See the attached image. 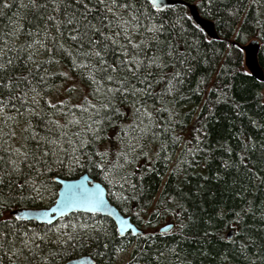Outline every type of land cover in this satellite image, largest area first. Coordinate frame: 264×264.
<instances>
[{
	"label": "snow or ice",
	"instance_id": "obj_1",
	"mask_svg": "<svg viewBox=\"0 0 264 264\" xmlns=\"http://www.w3.org/2000/svg\"><path fill=\"white\" fill-rule=\"evenodd\" d=\"M148 2L153 8L160 7L158 0ZM14 7L17 11L9 17L11 27L5 26L4 38L0 40V153H3L0 154V253L12 264H55L61 253L67 251L65 245L81 240V236L63 232L60 228L52 235H49L51 230L38 235L26 226L21 227L20 218L8 212L18 200L33 198V194L43 198L44 185L37 186L33 174L40 176L41 170H51L57 164L69 168L89 165L101 169L109 183L117 181L122 188L130 186L134 193L131 198L142 197V185L153 169L149 167L139 177L141 184L137 185L130 182L124 167L138 157L151 161L161 156L167 150L170 135L171 143L180 142V137L175 134V109L181 99L188 98L186 85H189V93H211L216 95L217 103L221 98L228 100L234 111L239 105L228 97L230 85L227 79L220 78L226 70L221 65L216 76H211L208 68L216 63L217 57L215 54L210 57L202 50V42L189 36L182 17L172 19L146 14L143 0H21L18 5L15 0H4L0 3V15H6ZM204 7L214 15L216 0H207ZM241 7L238 5L228 12L231 26L239 18ZM25 22L30 31L25 30ZM66 61L69 70L62 71L59 66ZM201 72L205 75L200 76ZM60 77L63 80L58 85L56 80ZM195 77H198L196 88H191ZM70 80L73 83L66 89L69 93L76 90L77 83L90 89L82 105H73V108L79 107V118L64 101L57 105L45 98L50 90L59 89ZM125 106L131 109V122L120 128L117 144L113 145L109 136L104 150L94 154L100 161L88 152L77 153V149H73L72 155L63 151V159L53 151L59 139L56 134L67 136L65 130L73 126L83 125V130L90 133L87 139L80 138L79 132L73 133L80 149L86 144L95 145L97 141L103 144L106 128L114 126L116 121L123 123L129 119ZM162 113L168 114L163 124L160 123ZM57 114L63 115L64 124L55 119ZM250 123L264 129V124H257L255 120ZM17 127L23 133L18 142ZM41 127L43 134L39 131ZM202 130L197 129V132ZM8 141H14L18 146L12 147ZM202 144L203 139H200L195 151L204 155V163L216 173L213 178L234 195L243 198V193L255 182L264 184V140L257 142L243 132L239 133V152L230 145L221 144L220 149L228 157L220 159L214 169L211 165L217 161L215 150L209 146L205 151ZM154 145L159 146L158 151ZM113 150L121 163L105 160ZM191 152L186 142L182 156ZM184 163L187 161L181 160V168ZM181 168H173L172 172L179 177ZM208 179L204 177L205 181ZM206 190V183L200 184L195 194L191 190L187 194L180 190L177 196L168 194L167 188L161 187L153 213L171 211L179 216L180 211H187L184 203L188 199L203 198ZM97 193L98 189H85L78 193V198L84 203L100 204L102 201ZM170 201L174 208L170 207ZM249 214L256 216L251 203L234 213L232 231L235 238L218 237L229 240L231 248L216 253V264H230L235 254H239L245 264H257V261L264 264V233L257 234L246 227L245 217ZM224 217L225 209L221 206L215 216L205 219L193 212L181 217L173 227L181 236L187 235L186 229L198 228L203 243L197 251L207 257L205 247L210 246L216 235L213 226L217 218L222 221ZM258 218L264 223V208L259 210ZM201 224L206 226L199 228ZM76 227L72 225L74 230ZM80 227L81 231L88 230L84 231L85 239L97 243L106 241L110 235L99 227ZM148 239L146 236L145 240ZM103 246L107 248L108 244L105 242ZM123 251V248L116 250L118 253ZM169 254L178 256L175 248H157L154 253L148 249L145 264H167ZM184 264L191 262L185 257Z\"/></svg>",
	"mask_w": 264,
	"mask_h": 264
},
{
	"label": "trees",
	"instance_id": "obj_2",
	"mask_svg": "<svg viewBox=\"0 0 264 264\" xmlns=\"http://www.w3.org/2000/svg\"><path fill=\"white\" fill-rule=\"evenodd\" d=\"M185 2L194 4L198 10L199 15L202 18L212 21L218 39L214 40L209 38L205 32L200 29L193 20L190 18L188 8L183 5H174L167 7L163 10H154L151 4L147 0H143V11L148 14L160 15L167 18L175 19L182 17V23L184 30L189 36L197 37L203 44V51H207L209 56L212 57L215 54L216 63L208 68V72L212 77L216 76L217 71L220 70L221 65L226 70L225 75L221 76V79H227L230 85L228 97L230 101L239 105V109L234 111L233 104L228 100L221 98L219 103L216 102V95L211 93L197 95L194 92L189 93L188 87L185 86V92L187 93V99H181L176 107V123L175 134L180 137L178 144L171 143V135L167 142V150L159 157L149 161L143 157H138L130 165H125L124 170L129 173V179L131 183L137 185L141 184L139 177L151 167L153 171L149 173L145 182L143 183V196L138 198H131L134 193L130 186H120V182L114 181L109 183L105 178V173L99 168L90 167L85 165L83 167L54 165L51 170H41L42 174L36 176L33 174V179L36 180L37 186L41 183L44 185L42 191L50 189L53 190L57 186L52 182L54 176L62 178L72 179L78 177L82 173H87L91 178L100 182L107 191V197L109 201L114 204L120 212L124 215L130 216L131 221L144 231V235L127 234L124 237H119L116 229L111 221L107 218L99 215H90L83 213H75L61 220H58L52 225H43L35 222L19 221L21 227H27L32 229L33 232L38 235L44 234V232L52 230L60 222H66L68 220H80L87 225L91 224L93 227H99L103 232L109 235L106 241L97 243L84 238V232L80 234L81 240L74 241L69 245H65L67 251L61 253V257L55 260V264H63L66 260L77 257L80 255H90L95 259V264H116L117 249L123 248L125 251H129L126 264H145V252L148 249L163 250L165 247L175 248L178 252L177 255H168L167 264H184V258L191 264H216V253L227 252L231 248L229 240H220L218 237L227 236L228 231L232 230V220L234 213L240 211L251 203L255 210L256 216L251 214L245 217L247 222L246 227L254 233H264V223L259 220V210L264 208V184L255 182L247 192L241 196L234 195L232 191L227 190L226 186L222 183H218L213 177L216 175L214 171L210 170V167L204 163V155L195 151V147L200 139H203L201 147L206 151L209 146L215 150L217 161L213 162L211 169H214L217 162L222 158H227L228 154L220 149L221 144L230 145L233 149L239 152L237 148V136L243 132L244 135L250 137L252 140L261 141L264 140V129L258 128L250 123V120H255L257 124H264V100L262 92L264 91V82L256 80L252 77L243 66V54L238 45H244L256 39L259 42V51L257 55L258 64L262 69L264 75V0L259 2H253V0H216L215 14L206 11L204 5L207 0H183ZM4 0H0L3 3ZM21 0H15L18 5ZM242 5L239 12V18L235 19L234 26L230 24V18L228 12L238 6ZM17 9L14 7L7 12L6 15H0V40H3V31L6 30L5 26H9V17H13ZM25 30L30 31L31 28L27 26L25 22ZM239 33V34H237ZM235 42L236 45L233 44ZM62 71L69 70V62H63L60 66ZM207 68V65H202ZM205 75L204 72L200 73V76ZM190 85L191 88H196L195 79ZM63 77L56 80V83L61 84ZM66 82H64L65 84ZM63 84V85H64ZM85 86V85H84ZM87 88V86H85ZM61 88V87H60ZM59 88V89H60ZM59 89H52L49 91L47 97H45L52 104L60 105L59 102H52L53 95ZM89 93L90 89L87 88ZM87 93V95H88ZM69 108L73 109V112H78L79 107L73 108L70 104L64 101ZM128 120L116 121L114 126L106 128V136L103 144L99 141L95 145H85L83 149L79 148L76 137L73 136L74 132H79L80 138L87 139L90 133L83 130V125L80 127H69L65 131L67 136L56 134L59 136L58 144L53 148V151L60 155L63 159V151H67L69 155L73 154V149H77V153L80 151L88 152L93 155V158L100 161L98 156L94 154L97 151H103L104 146L109 143L108 137H111L112 144H117L119 140L120 128L131 122V109L125 106ZM242 113V115H241ZM94 115V114H93ZM167 113L160 115V123L165 122ZM87 120V115H85ZM61 124L65 123V119L62 114H57L55 117ZM2 126V125H0ZM203 129L199 133L197 129ZM40 133H44V129H39ZM17 136L16 141H20L23 133L20 128H16ZM207 133V135H205ZM54 136L53 138H56ZM7 139V138H6ZM243 139V137H240ZM68 141H72L68 143ZM187 146L192 149L191 153H185L182 156V149ZM12 147L18 146L14 141H8ZM155 150H159L158 145H154ZM3 154V153H0ZM167 156L169 159H164ZM83 159V157H81ZM105 160H112L116 163H121L115 156L114 150L105 158ZM181 160L187 161L181 168ZM104 163V162H101ZM255 163V161H253ZM173 168H181V174L179 177L172 172ZM186 170V171H185ZM171 173V174H170ZM204 177H209L207 181ZM167 181V185H165ZM207 185L203 198L196 196L195 199H188L184 203V207L187 210L180 211L179 216L175 212H168L163 214H154L153 205L155 204L156 196L160 194L161 187H166L167 192L170 195H177L180 190H183L186 194L189 190L193 194L196 193V187L200 184ZM214 194V195H210ZM38 196L33 194V198L21 199L13 203L8 212L10 213L14 209L21 207H40L37 203ZM151 201V203H149ZM183 202V201H180ZM170 203V207H175ZM224 207L225 217L222 221L218 218L213 226V231L216 235L212 238L210 246L205 247V251H208L207 257L199 255L197 249L203 243L201 234H198V228L186 229V236H181L175 227L168 233H159L158 227L165 224L176 225L181 217L189 215L195 212L199 216H203L207 219L208 216H215V212L219 207ZM146 209V210H142ZM206 225L201 224L199 228H203ZM86 231V230H84ZM50 233V232H49ZM77 233V232H75ZM78 234V233H77ZM149 237L145 240V237ZM232 238H235L233 233ZM108 244V247L103 246L104 243ZM239 244V240H237ZM255 251V249H253ZM134 253V254H133ZM0 264H12V262L0 253ZM230 264H245L242 257L239 254H235ZM260 264V261H257Z\"/></svg>",
	"mask_w": 264,
	"mask_h": 264
},
{
	"label": "water",
	"instance_id": "obj_3",
	"mask_svg": "<svg viewBox=\"0 0 264 264\" xmlns=\"http://www.w3.org/2000/svg\"><path fill=\"white\" fill-rule=\"evenodd\" d=\"M158 2L160 5L158 9L152 7L157 11L174 5H183L187 7L190 18L193 20L195 25L202 29L209 38L214 40L218 39V35L216 34L212 21L202 18L194 4L183 0H158ZM238 47L243 53L246 71L249 72L256 80L264 82V75L257 60L259 51L258 40L252 39L244 45H238ZM52 181L58 188L56 192L57 196L50 207H21L14 209L10 213H12L14 217L18 216L20 218L19 221L35 222L48 226L75 213L99 215L107 218L113 223L119 237H124L127 234H131L132 236L144 235V231L131 221L130 216L124 215L109 201L104 185L91 178L87 173H82L78 177L72 179L54 176ZM85 189H98L97 194L102 203L92 204L81 202L78 198V193L84 191ZM172 228L173 224H165L158 227L157 230L159 233H168L170 232L169 229L172 230ZM232 236L233 231H228L226 237L231 239ZM95 262V259H93L90 255H82L69 259L63 264H95Z\"/></svg>",
	"mask_w": 264,
	"mask_h": 264
},
{
	"label": "rangeland",
	"instance_id": "obj_4",
	"mask_svg": "<svg viewBox=\"0 0 264 264\" xmlns=\"http://www.w3.org/2000/svg\"><path fill=\"white\" fill-rule=\"evenodd\" d=\"M73 81H67L63 87H61L52 97V102H61V101H66L68 104H70L71 106L73 105H76V106H80L82 105L83 101H84V98L87 96V88L84 86V85H81L79 83H77V88L75 91L69 93L66 91V89L68 87H70L72 85ZM262 95H263V100H264V91L262 92ZM79 111L78 112H73L74 115L77 116V118H79V115H78ZM14 114V112L12 113ZM84 119L86 120V118L84 117ZM11 123V122H9ZM6 139V138H5ZM57 187L54 188L53 190H50V189H47V190H44L42 191V196L43 198L41 199L39 196H38V199H37V203L40 207H35V208H48L50 207L57 194ZM67 226V227H62V226ZM72 225H76V229L74 230L72 228ZM82 225H86L85 223L81 222L80 220H68L66 222H59L54 229H52L49 233V235H52L53 233H55L56 229L60 228L63 232H67V233H73V232H77L79 235L82 234V232L84 231H81V227ZM87 225H91V224H88ZM86 231H88L87 229H85ZM129 251H123L122 253H118L117 256H116V264H126V261L128 259V254H129Z\"/></svg>",
	"mask_w": 264,
	"mask_h": 264
},
{
	"label": "bare ground",
	"instance_id": "obj_5",
	"mask_svg": "<svg viewBox=\"0 0 264 264\" xmlns=\"http://www.w3.org/2000/svg\"><path fill=\"white\" fill-rule=\"evenodd\" d=\"M217 40V39H216ZM233 44L234 45H236L235 44V42H233ZM243 54V53H242ZM243 66H244V60H243ZM244 68H245V66H244ZM249 73V72H248ZM250 74V73H249ZM251 75V74H250ZM53 182V181H52ZM56 185V184H55ZM57 186V185H56ZM58 188V187H57ZM107 192V191H106ZM70 216V215H69ZM68 217V216H67ZM80 256H82V255H80ZM77 257H79V256H77ZM73 258H76V257H73ZM73 258H70V259H73ZM69 260V259H68ZM67 261V260H66ZM64 263V262H63Z\"/></svg>",
	"mask_w": 264,
	"mask_h": 264
}]
</instances>
